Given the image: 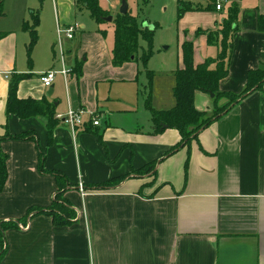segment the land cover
I'll return each mask as SVG.
<instances>
[{"label":"crops","instance_id":"0c3cea01","mask_svg":"<svg viewBox=\"0 0 264 264\" xmlns=\"http://www.w3.org/2000/svg\"><path fill=\"white\" fill-rule=\"evenodd\" d=\"M120 3H111L115 14ZM234 3L239 8L237 25L229 37L228 71L219 89L239 94L248 72L264 64V31L257 28L264 0ZM202 4L203 10L176 18L175 57L158 51L157 68L173 79L182 67L184 41L193 43L195 65L220 51L207 43L205 31L216 30L227 10ZM33 15L30 12L31 21L26 22L24 17L6 20L4 11L0 15V138L8 156L0 221L24 220L5 231L0 264H264V82L178 146L176 129L153 132L152 123L144 129L136 116L130 120L127 94L118 97L105 91L109 83L136 79L138 67L133 62L113 66V44L110 50L105 46L104 30L81 31L79 52L68 60L67 70L63 50L59 61L50 43L27 52L25 24L32 23ZM68 15L55 11L58 40L64 28L76 25ZM80 28L83 25L75 32ZM86 38L93 40L89 44L96 57L88 64L93 68L89 74ZM77 64L80 77L73 73ZM62 69L68 73L62 74ZM48 70L56 75L45 88L39 75ZM15 80L18 98H45L53 105L57 123L50 138L45 116L7 113L9 87ZM113 102L115 110L106 108ZM174 104L172 92L169 102L158 106ZM193 104L198 111L214 109L213 97L205 92H195ZM158 106L152 107L162 109ZM68 110L83 111L82 125L70 127L58 118ZM90 115L99 125L92 124ZM24 133L31 137H11ZM39 148L45 171L39 170ZM151 163L152 171L135 173ZM55 173L65 177L60 190ZM113 179L119 181L101 187ZM58 191V202L74 212L66 225L55 224L47 213Z\"/></svg>","mask_w":264,"mask_h":264},{"label":"trees","instance_id":"16d2710c","mask_svg":"<svg viewBox=\"0 0 264 264\" xmlns=\"http://www.w3.org/2000/svg\"><path fill=\"white\" fill-rule=\"evenodd\" d=\"M80 3H84L86 8L90 11L91 16L98 22H104L102 17L106 15L105 10L102 9L98 0H78ZM202 2V1H201ZM199 2L197 4L185 5L179 4L177 9V17H180L184 12L189 10H203V4ZM216 0H207L206 9H215ZM2 3H0V15L3 11L1 9ZM239 8L236 3H232L227 7L226 17L219 23L216 30L205 31L207 35V43L209 45H216L220 47L219 53L215 57H207L202 63L195 65L193 61V43L191 41H184L181 44V58L182 67L177 68L174 73L175 83L172 89L173 96L175 98V104L169 109H154L150 104L151 98V83L153 73H148V92L146 95L145 106L150 112V119L153 125V132L163 131L167 128H174L179 132L180 144H187L188 141L195 136L196 132L203 126L209 124L212 120L217 119L220 115L229 111L232 106L245 97L249 92L260 89L264 82V64L262 63L257 69L250 70L246 77V83L243 91L239 94L220 91L219 82L227 75V63L228 52L231 49V42L229 37L236 28L237 17ZM38 18L34 14L32 23L25 24V29L29 33V42L27 44V52L30 53L32 47L37 41L36 26ZM113 46L111 49V62L113 66H121L127 62H140L145 64L148 58L152 54V49L143 51L139 55L140 48L138 44L139 36H143L147 41L151 42V30L148 27H143L138 23L137 17L129 13L120 14L117 13L113 19ZM257 28L260 31H264V15H259L257 19ZM200 33V31H197ZM73 73L77 77L81 75V65L77 64L73 68ZM17 81L13 82L9 87L8 99H7V113L13 111L19 117H26L30 115L45 116L48 120V134L49 138L52 136V128L57 123L55 119L53 105L49 103L45 98L38 100L35 99H20L16 94ZM200 91L205 93H212L214 100V113L211 116L204 111H198L193 104L194 93ZM221 98H226L227 102L221 106L217 105ZM15 139H24L31 137L29 133L19 134L11 136ZM0 138V192L3 190L7 179V154L1 148ZM177 146V147H178ZM173 151V149L171 150ZM43 153L39 148V170L45 171L42 166ZM155 163L147 164L142 168L135 171L136 174H144L153 170ZM57 179L59 190L63 188L65 184V177L59 173L54 174ZM119 180H110L101 187H110ZM58 191L53 206L47 213L53 217L55 224L66 225L70 222V219L74 217V212L66 206H62V202H58L60 197ZM60 207V208H59ZM68 209L67 212H61L59 209ZM70 212L72 216H70ZM39 213V212H37ZM36 214V213H35ZM18 222H24V220H9L0 221V259L4 256L6 251L4 233L7 229L17 227Z\"/></svg>","mask_w":264,"mask_h":264},{"label":"rangeland","instance_id":"374dc122","mask_svg":"<svg viewBox=\"0 0 264 264\" xmlns=\"http://www.w3.org/2000/svg\"><path fill=\"white\" fill-rule=\"evenodd\" d=\"M116 0H98V4L102 9L108 10L105 11L106 15H113V10L111 8V3ZM121 2V0H118ZM129 13L137 17L139 24L147 23L148 26H153L154 29L151 30L152 37L151 42L149 43L147 39L143 36H139L138 44L140 48L139 55L143 51L152 49V54L148 58L145 64L143 63H134L137 65L138 73L136 79L129 80V83H119L112 82L108 85H104L105 91H109V94L115 95L118 97H125L128 95L129 100V111L133 112L130 117V120L134 121V118L137 117L139 123L144 125V129H149L151 126L150 122V112L145 106L146 95L148 92L147 83H148V73L151 72L154 74L152 77L151 83V98L150 104L154 107L158 106L162 101L168 103L172 96V85L174 79L170 74L163 73L159 70V64L161 63L158 55V51L165 52L168 57H175V45H176V18H177V9L179 4L185 3V5L197 4L199 2L206 5L207 0H125ZM179 2V3H178ZM234 0H228L223 2L222 13H225L227 7L232 4ZM2 3V11L5 12L7 17L6 20L10 18H25L26 21H31L30 12H33L35 15H38V25L37 33L38 39L34 46L40 47L41 45H47L50 43L49 47L54 46V49L57 51V60H61L60 48L64 53V60L66 62L67 70H70L68 65V60L71 61L75 54L79 52L81 31L88 33L94 32L99 29L105 31L104 44L110 50V47L113 44V19L111 22H102L98 23L90 14V11L86 8L84 3L78 2V0H63L58 2V0H0ZM57 3V8L56 4ZM63 12L64 14H69L72 16V22L76 23L77 26L83 25V28H80L78 32H75L73 39H68L65 35H61V38L58 40L57 27L54 22L55 11ZM68 15V17H69ZM75 15V16H74ZM74 16V17H73ZM70 23V22H68ZM55 25V31H54ZM65 29V28H64ZM54 40L52 41V39ZM52 41V42H51ZM89 41L90 38L83 40V48L85 49V57L87 59L86 74H89L90 64L95 60L92 49L90 47ZM60 42V43H59ZM166 47H169L168 50H165ZM66 50H70V54L66 53ZM87 53V54H86ZM167 57V58H168ZM171 60V59H170ZM169 60V61H170ZM91 69H93L91 67ZM164 71V70H162ZM152 74V75H153ZM130 75V74H129ZM130 77V76H129ZM132 78L135 77L131 76ZM125 88H128L127 90ZM209 94V93H208ZM210 96V95H209ZM217 105L221 106L227 102L226 98H221ZM116 102L111 103L108 107L109 110H115L113 107L116 105ZM162 105V104H160ZM172 106V105H171ZM169 106V107H171ZM162 107V106H158ZM165 107L162 109H169ZM158 108L157 110H160ZM207 113V112H206ZM214 109L210 111L208 116L213 115ZM136 116V117H135ZM141 129V128H140ZM61 197H59V200ZM62 201V200H60ZM60 208V207H59ZM62 208V207H61ZM61 212L67 214L68 209H59ZM70 216L72 213L70 212Z\"/></svg>","mask_w":264,"mask_h":264},{"label":"built area","instance_id":"2783aa9c","mask_svg":"<svg viewBox=\"0 0 264 264\" xmlns=\"http://www.w3.org/2000/svg\"><path fill=\"white\" fill-rule=\"evenodd\" d=\"M228 0H216L215 4V10H220L223 8L224 4L223 2H226ZM78 29L77 25H69L68 27L63 30L64 35L71 39L73 37V34L75 30ZM62 74H67L68 72L64 69L60 71ZM56 71L54 70H48L39 75V81L40 83L45 87L48 88L53 83V80L55 78ZM82 110H68V112L64 116H59L58 118L62 120L63 123L67 124L70 127H75L78 125H82L83 123V117H82ZM90 117H93L90 115ZM93 125H99V120L97 118H91Z\"/></svg>","mask_w":264,"mask_h":264},{"label":"water","instance_id":"95a60500","mask_svg":"<svg viewBox=\"0 0 264 264\" xmlns=\"http://www.w3.org/2000/svg\"><path fill=\"white\" fill-rule=\"evenodd\" d=\"M118 12H119L120 14H123V15L126 14V13L128 12V5H127V3H126L125 0H122V1H121ZM112 19H113V16H112V15H107V16L102 17V20H103V21H106V22H111ZM142 26H143V27H148V29H150V30H153V29H154L153 26H148L147 23H143ZM50 94H51V90H49V91L47 92V95H50ZM209 95H210L211 97H213V94H212V93H209Z\"/></svg>","mask_w":264,"mask_h":264}]
</instances>
